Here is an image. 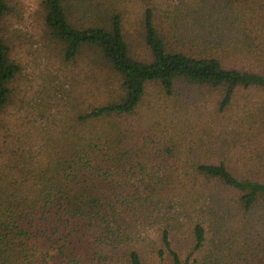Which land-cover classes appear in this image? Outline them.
<instances>
[{
	"label": "trees",
	"instance_id": "trees-1",
	"mask_svg": "<svg viewBox=\"0 0 264 264\" xmlns=\"http://www.w3.org/2000/svg\"><path fill=\"white\" fill-rule=\"evenodd\" d=\"M152 1L43 0L92 85L62 124L0 125V264H264V0Z\"/></svg>",
	"mask_w": 264,
	"mask_h": 264
},
{
	"label": "rangeland",
	"instance_id": "rangeland-1",
	"mask_svg": "<svg viewBox=\"0 0 264 264\" xmlns=\"http://www.w3.org/2000/svg\"><path fill=\"white\" fill-rule=\"evenodd\" d=\"M137 1L138 6L154 2L127 0L129 11L137 10L133 6ZM42 2L13 0L10 4L4 30L21 74L13 86V101L1 118L2 129L19 131L28 126L48 129L49 124H62L58 121L65 119L64 100L73 94H82L92 85L86 62L88 54L76 63H65L59 46L45 28ZM131 18L132 22L136 19L134 15ZM137 30V25L133 26L130 44L134 54L146 55L147 49L137 38Z\"/></svg>",
	"mask_w": 264,
	"mask_h": 264
}]
</instances>
